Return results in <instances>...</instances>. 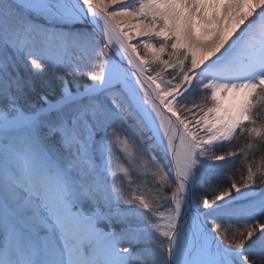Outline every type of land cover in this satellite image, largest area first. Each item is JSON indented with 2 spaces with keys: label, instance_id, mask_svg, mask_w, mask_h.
<instances>
[{
  "label": "snow or ice",
  "instance_id": "obj_1",
  "mask_svg": "<svg viewBox=\"0 0 264 264\" xmlns=\"http://www.w3.org/2000/svg\"><path fill=\"white\" fill-rule=\"evenodd\" d=\"M0 264H264V0H0Z\"/></svg>",
  "mask_w": 264,
  "mask_h": 264
},
{
  "label": "trees",
  "instance_id": "obj_2",
  "mask_svg": "<svg viewBox=\"0 0 264 264\" xmlns=\"http://www.w3.org/2000/svg\"><path fill=\"white\" fill-rule=\"evenodd\" d=\"M240 167H241V165L238 163V164L236 165V168L239 169Z\"/></svg>",
  "mask_w": 264,
  "mask_h": 264
}]
</instances>
